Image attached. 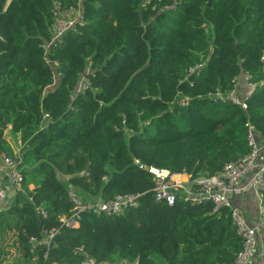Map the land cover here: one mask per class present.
Returning a JSON list of instances; mask_svg holds the SVG:
<instances>
[{
    "label": "trees",
    "instance_id": "obj_1",
    "mask_svg": "<svg viewBox=\"0 0 264 264\" xmlns=\"http://www.w3.org/2000/svg\"><path fill=\"white\" fill-rule=\"evenodd\" d=\"M78 2L0 0V147L24 174L0 228L15 229L25 264L30 236L40 264L231 262L242 242L229 209L156 200L148 167L212 175L248 151V121L264 138V0H81L86 23L51 48L55 69L42 48L54 10ZM199 61L200 75L180 83ZM89 67L91 85L76 93ZM245 72L260 84L246 109L208 97ZM71 189L84 201L140 194L139 205L66 226Z\"/></svg>",
    "mask_w": 264,
    "mask_h": 264
},
{
    "label": "built area",
    "instance_id": "obj_2",
    "mask_svg": "<svg viewBox=\"0 0 264 264\" xmlns=\"http://www.w3.org/2000/svg\"><path fill=\"white\" fill-rule=\"evenodd\" d=\"M86 23L81 0L77 4L54 10V18L50 26L51 38L43 43L44 59L55 67L59 66L57 60L51 59V48L63 43L65 34L76 28L78 25ZM262 70L264 71V55L261 57ZM204 61H199L190 66L185 78L180 83L188 80L190 76H199ZM89 67L81 77L76 93L85 92L91 85ZM57 76V72L55 74ZM193 85V82H190ZM234 86L229 90L217 88L208 94V97L216 103H232L243 108L248 107L247 100L253 95L260 85L253 80L250 72H245L243 81L238 76L233 78ZM243 86V88H242ZM190 98L187 96L182 99V105H187ZM51 119L49 113L44 114V124L46 127ZM247 126V145L248 151L236 160L226 162L221 169L212 175L194 176L186 170L171 171L166 168L149 166L148 170L154 175V187L152 189L156 200L174 205L178 200H183L191 205L212 203V211L220 212L222 209H229L233 224L237 234L241 238L242 247L235 258L226 264H250L259 250V233L264 226V138L256 130L251 122ZM21 160L9 155L0 147V206L9 199L11 186L20 190L24 181V174L20 166ZM136 163L144 167L139 160ZM84 174H89L84 171ZM6 179L7 183L2 184ZM252 191L255 195L257 207L260 215V225L252 224L245 210L239 206L235 198ZM70 200L73 203L71 214L62 216L63 225L77 226L80 223L83 212H91L96 215H113L122 212L130 207L139 205L140 194H118L111 200L84 201L80 194L71 189L69 191ZM46 215L45 211H42ZM57 229L47 232L46 241L50 242L57 233ZM30 251L33 254V264L37 262V247L39 240L35 236H30ZM47 253L44 258L47 259ZM68 264V263H63ZM80 264H107L99 263L93 257L87 256ZM112 264H137L122 260Z\"/></svg>",
    "mask_w": 264,
    "mask_h": 264
},
{
    "label": "crops",
    "instance_id": "obj_3",
    "mask_svg": "<svg viewBox=\"0 0 264 264\" xmlns=\"http://www.w3.org/2000/svg\"><path fill=\"white\" fill-rule=\"evenodd\" d=\"M8 131L9 129L6 131V139L8 140L14 152L18 154L20 150L14 149L17 146H14V143L12 142L13 136H11L10 132ZM18 141L21 145V141L19 139ZM5 183H7L6 179L2 181V184ZM235 201L245 210L248 219L252 224L260 225V215L257 207V202L252 191L236 197ZM8 205L9 199L0 206V208H5L1 209L0 211H7L9 209L6 208ZM259 236V250L257 255L251 261V264H264V226L261 227ZM1 238H3V241L6 240L5 247L3 245H0V260L3 261L2 264H25L24 257L18 249L17 233L15 229H10L9 227H7L6 229L5 227L0 228V239Z\"/></svg>",
    "mask_w": 264,
    "mask_h": 264
},
{
    "label": "water",
    "instance_id": "obj_4",
    "mask_svg": "<svg viewBox=\"0 0 264 264\" xmlns=\"http://www.w3.org/2000/svg\"><path fill=\"white\" fill-rule=\"evenodd\" d=\"M211 4V3H210ZM15 196H16V189L15 187L12 185L11 186V192L9 194V205L6 207L7 209L11 207L14 199H15ZM1 209H5V208H0ZM52 245H53V242H52Z\"/></svg>",
    "mask_w": 264,
    "mask_h": 264
},
{
    "label": "rangeland",
    "instance_id": "obj_5",
    "mask_svg": "<svg viewBox=\"0 0 264 264\" xmlns=\"http://www.w3.org/2000/svg\"><path fill=\"white\" fill-rule=\"evenodd\" d=\"M14 138V139H13ZM12 138V142L14 143V146L16 147V148H14V149H16V150H20L21 149V145H20V143H19V141H18V139L16 138V137H13ZM6 241V240H5ZM5 241H3V238H1L0 239V245H3L4 247H5ZM11 245V244H10Z\"/></svg>",
    "mask_w": 264,
    "mask_h": 264
}]
</instances>
